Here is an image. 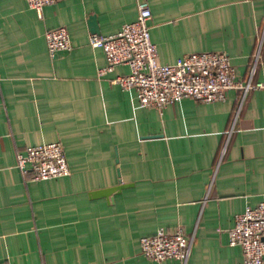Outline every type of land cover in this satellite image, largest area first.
Wrapping results in <instances>:
<instances>
[{
	"label": "crops",
	"instance_id": "1",
	"mask_svg": "<svg viewBox=\"0 0 264 264\" xmlns=\"http://www.w3.org/2000/svg\"><path fill=\"white\" fill-rule=\"evenodd\" d=\"M140 1L159 63L221 51L241 84L264 85V0H60L41 17L0 0V264H178L139 250L141 237L177 226L193 235L186 264H242L227 230L264 202V88L158 110L112 82L127 65L99 76L105 58L90 36L119 32ZM56 27L71 48L50 57L45 32ZM50 142L69 175L23 176L16 154Z\"/></svg>",
	"mask_w": 264,
	"mask_h": 264
},
{
	"label": "built area",
	"instance_id": "2",
	"mask_svg": "<svg viewBox=\"0 0 264 264\" xmlns=\"http://www.w3.org/2000/svg\"><path fill=\"white\" fill-rule=\"evenodd\" d=\"M25 1L41 17L44 6L60 0ZM150 17L147 2L140 1L136 19L123 24L119 32L111 36L92 34L89 38L90 46L100 48L105 58V65L98 70V75L112 72L115 66L127 65L128 74L117 76L112 82L122 90H134L141 105L162 110L183 98L210 103L225 100L228 90L246 93L251 88H264L261 83L241 84L228 55L221 51L192 52L175 63H159L149 32ZM45 40L50 57L71 48L64 27L47 30ZM15 165L32 181L65 177L70 172L60 142L26 147L16 154ZM227 234L229 245L241 248L242 264H264V202L255 207L247 206L236 214ZM192 242L193 235H187L181 227L159 228L154 234L139 239V250L143 257L153 262L186 264Z\"/></svg>",
	"mask_w": 264,
	"mask_h": 264
},
{
	"label": "water",
	"instance_id": "3",
	"mask_svg": "<svg viewBox=\"0 0 264 264\" xmlns=\"http://www.w3.org/2000/svg\"><path fill=\"white\" fill-rule=\"evenodd\" d=\"M89 24H91V26H93V32L98 33L97 27L95 25V20L94 17H90L89 18ZM123 186L119 183L117 186L112 187V188H108L106 190H103L101 192H99L98 194H102L103 196H108L110 195L112 192L114 191H118L119 189H121Z\"/></svg>",
	"mask_w": 264,
	"mask_h": 264
}]
</instances>
